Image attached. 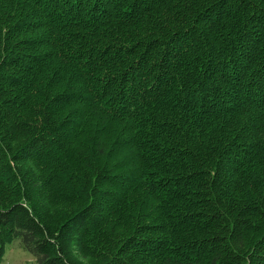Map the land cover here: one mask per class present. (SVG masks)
I'll use <instances>...</instances> for the list:
<instances>
[{"label":"trees","instance_id":"trees-1","mask_svg":"<svg viewBox=\"0 0 264 264\" xmlns=\"http://www.w3.org/2000/svg\"><path fill=\"white\" fill-rule=\"evenodd\" d=\"M264 264V0H0V264Z\"/></svg>","mask_w":264,"mask_h":264},{"label":"rangeland","instance_id":"rangeland-1","mask_svg":"<svg viewBox=\"0 0 264 264\" xmlns=\"http://www.w3.org/2000/svg\"><path fill=\"white\" fill-rule=\"evenodd\" d=\"M1 264H35L34 257L20 247L19 240H15L5 247V254Z\"/></svg>","mask_w":264,"mask_h":264}]
</instances>
